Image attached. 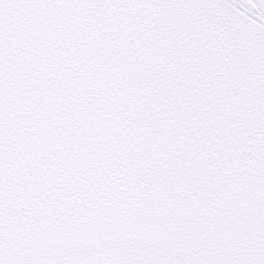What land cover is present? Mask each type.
I'll use <instances>...</instances> for the list:
<instances>
[{
	"label": "snow or ice",
	"instance_id": "1",
	"mask_svg": "<svg viewBox=\"0 0 264 264\" xmlns=\"http://www.w3.org/2000/svg\"><path fill=\"white\" fill-rule=\"evenodd\" d=\"M0 264H264V0H0Z\"/></svg>",
	"mask_w": 264,
	"mask_h": 264
}]
</instances>
